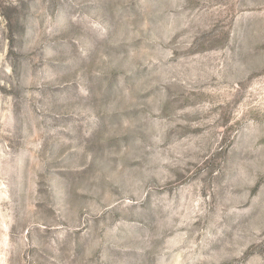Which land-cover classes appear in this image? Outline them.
Segmentation results:
<instances>
[{"label":"rangeland","instance_id":"rangeland-1","mask_svg":"<svg viewBox=\"0 0 264 264\" xmlns=\"http://www.w3.org/2000/svg\"><path fill=\"white\" fill-rule=\"evenodd\" d=\"M0 264H264V0H0Z\"/></svg>","mask_w":264,"mask_h":264}]
</instances>
